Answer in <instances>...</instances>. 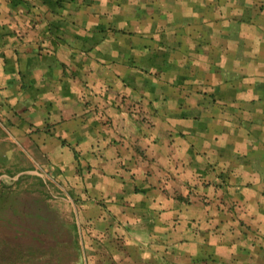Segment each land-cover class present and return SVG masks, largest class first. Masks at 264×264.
Wrapping results in <instances>:
<instances>
[{"label": "crops", "instance_id": "obj_1", "mask_svg": "<svg viewBox=\"0 0 264 264\" xmlns=\"http://www.w3.org/2000/svg\"><path fill=\"white\" fill-rule=\"evenodd\" d=\"M18 179L71 205L52 263L264 264V0H0Z\"/></svg>", "mask_w": 264, "mask_h": 264}, {"label": "trees", "instance_id": "obj_2", "mask_svg": "<svg viewBox=\"0 0 264 264\" xmlns=\"http://www.w3.org/2000/svg\"><path fill=\"white\" fill-rule=\"evenodd\" d=\"M45 188V183L30 184L21 179L0 181V226H10L16 232L8 234V239L0 235V264H53L50 258L61 252L52 247L53 255L49 256L50 250L38 244L45 243L42 236L50 230L49 216H55ZM33 191L40 195H28Z\"/></svg>", "mask_w": 264, "mask_h": 264}, {"label": "rangeland", "instance_id": "obj_3", "mask_svg": "<svg viewBox=\"0 0 264 264\" xmlns=\"http://www.w3.org/2000/svg\"><path fill=\"white\" fill-rule=\"evenodd\" d=\"M46 191L48 192V188H45ZM28 195H32V196H37L40 195L39 192H35L33 191V193H28ZM50 202L52 204L53 207H55V212H53L55 214V216L50 217V222L48 223V227H49V231L48 233L44 234L42 236L43 241L45 243H38L40 244V248L43 250H50L52 249V247L56 246L57 243V239L56 236L61 235L59 237V241L62 242H68L70 244V240H71V228L68 227L70 222H72V215L70 213V203L67 201V199L65 198H51ZM44 222H42L43 224ZM75 223H76V232H75V238L79 239V241H81L82 239H84L87 235V225L85 223V221L83 220V214L82 211L80 209V207L78 208V214H76V219H75ZM42 224H40L42 226ZM8 234H16L14 229H11L10 226L7 225H3L0 226V235L2 237H6L8 239ZM70 239H69V237ZM66 238V240H64ZM61 244V243H59ZM63 252L66 250L65 247H63ZM48 254V253H46ZM53 264H57V263H53ZM63 264H71V263H64Z\"/></svg>", "mask_w": 264, "mask_h": 264}]
</instances>
